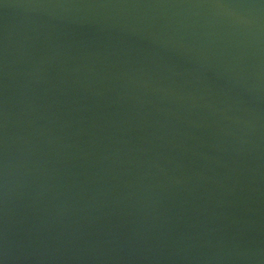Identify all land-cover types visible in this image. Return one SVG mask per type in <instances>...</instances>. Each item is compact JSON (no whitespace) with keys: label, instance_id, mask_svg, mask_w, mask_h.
<instances>
[{"label":"water","instance_id":"1","mask_svg":"<svg viewBox=\"0 0 264 264\" xmlns=\"http://www.w3.org/2000/svg\"><path fill=\"white\" fill-rule=\"evenodd\" d=\"M260 0H0L4 264H264Z\"/></svg>","mask_w":264,"mask_h":264},{"label":"clouds","instance_id":"2","mask_svg":"<svg viewBox=\"0 0 264 264\" xmlns=\"http://www.w3.org/2000/svg\"><path fill=\"white\" fill-rule=\"evenodd\" d=\"M260 7H264V4H261ZM0 264H4V260L0 259Z\"/></svg>","mask_w":264,"mask_h":264},{"label":"snow or ice","instance_id":"3","mask_svg":"<svg viewBox=\"0 0 264 264\" xmlns=\"http://www.w3.org/2000/svg\"><path fill=\"white\" fill-rule=\"evenodd\" d=\"M261 4H264V0H260Z\"/></svg>","mask_w":264,"mask_h":264}]
</instances>
